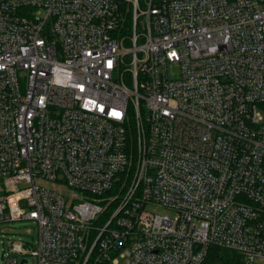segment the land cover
<instances>
[{"label":"built area","instance_id":"built-area-1","mask_svg":"<svg viewBox=\"0 0 264 264\" xmlns=\"http://www.w3.org/2000/svg\"><path fill=\"white\" fill-rule=\"evenodd\" d=\"M210 246L264 264V0H0V259Z\"/></svg>","mask_w":264,"mask_h":264},{"label":"rangeland","instance_id":"rangeland-1","mask_svg":"<svg viewBox=\"0 0 264 264\" xmlns=\"http://www.w3.org/2000/svg\"><path fill=\"white\" fill-rule=\"evenodd\" d=\"M47 187H52V184L47 182L44 183ZM149 210H153L158 213L169 212L163 207L151 206ZM34 225L30 221H12L8 223L7 231L9 232V237L14 239H23L30 241L31 236L36 237V231H34ZM1 252V250H0ZM27 261L24 264H33L30 256H26ZM0 264H6L5 261L0 259Z\"/></svg>","mask_w":264,"mask_h":264},{"label":"trees","instance_id":"trees-1","mask_svg":"<svg viewBox=\"0 0 264 264\" xmlns=\"http://www.w3.org/2000/svg\"><path fill=\"white\" fill-rule=\"evenodd\" d=\"M203 264H242V258L232 250L210 246Z\"/></svg>","mask_w":264,"mask_h":264}]
</instances>
